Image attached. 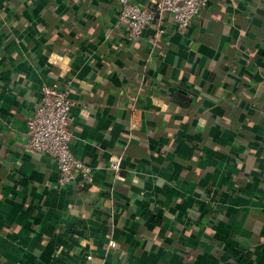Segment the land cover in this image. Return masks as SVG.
Returning a JSON list of instances; mask_svg holds the SVG:
<instances>
[{"label": "crops", "instance_id": "1", "mask_svg": "<svg viewBox=\"0 0 264 264\" xmlns=\"http://www.w3.org/2000/svg\"><path fill=\"white\" fill-rule=\"evenodd\" d=\"M118 7L0 0V264H264V0H209L139 42ZM53 82L84 187L25 149Z\"/></svg>", "mask_w": 264, "mask_h": 264}, {"label": "built area", "instance_id": "2", "mask_svg": "<svg viewBox=\"0 0 264 264\" xmlns=\"http://www.w3.org/2000/svg\"><path fill=\"white\" fill-rule=\"evenodd\" d=\"M118 1V21L126 24V35L130 40L139 42L148 29L154 32L155 38L165 34L166 16H170L178 31H184L199 18L209 0H155L148 6L134 0ZM73 104L67 86L56 82L43 84L40 99L26 118L25 149L30 153H45L55 159L60 185L77 182L78 186L84 187L93 180V168L78 159L70 149V110ZM120 165L121 158L112 155L108 159L107 170L117 177ZM84 263L107 264L96 263L91 254L85 256Z\"/></svg>", "mask_w": 264, "mask_h": 264}]
</instances>
